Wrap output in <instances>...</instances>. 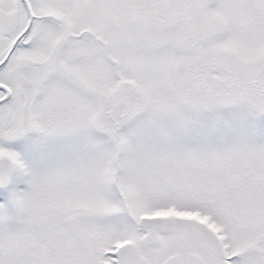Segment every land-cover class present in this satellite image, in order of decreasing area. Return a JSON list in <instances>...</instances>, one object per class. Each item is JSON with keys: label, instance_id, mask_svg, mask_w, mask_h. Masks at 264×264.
I'll use <instances>...</instances> for the list:
<instances>
[{"label": "snow or ice", "instance_id": "6c2138e0", "mask_svg": "<svg viewBox=\"0 0 264 264\" xmlns=\"http://www.w3.org/2000/svg\"><path fill=\"white\" fill-rule=\"evenodd\" d=\"M0 264H264V0H0Z\"/></svg>", "mask_w": 264, "mask_h": 264}]
</instances>
